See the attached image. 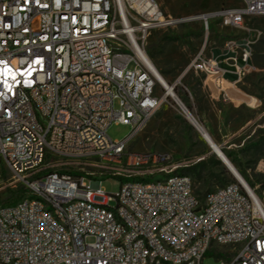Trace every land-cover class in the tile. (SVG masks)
<instances>
[{"label": "built area", "instance_id": "obj_1", "mask_svg": "<svg viewBox=\"0 0 264 264\" xmlns=\"http://www.w3.org/2000/svg\"><path fill=\"white\" fill-rule=\"evenodd\" d=\"M259 15L264 0L184 15L156 0H0V186L25 189L0 204V264H201L206 251L218 264H264V186L232 175L198 198L179 171L187 162L127 149L162 105L197 121L155 78L149 34L195 21L206 33L214 19L242 29ZM259 34L223 43L237 81L255 69ZM188 67L220 85L211 54ZM110 123L130 131L110 139Z\"/></svg>", "mask_w": 264, "mask_h": 264}, {"label": "rangeland", "instance_id": "obj_2", "mask_svg": "<svg viewBox=\"0 0 264 264\" xmlns=\"http://www.w3.org/2000/svg\"><path fill=\"white\" fill-rule=\"evenodd\" d=\"M156 1L163 11L173 15L195 14L240 4V0ZM247 28L259 30L260 39L264 38V15L246 18L242 29L225 26L215 19L209 21L206 33L197 21L155 29L147 37L146 51L153 53L149 58L164 82L168 86L172 85L175 95L193 113L221 151L228 155L226 157L241 177L251 185L256 184L255 189L259 192V183L264 182V44L252 54L255 69L235 83V88L240 91L238 93H243L240 95L244 100L254 98L251 104L229 92H226L227 95L222 91L212 94L204 83L206 76L188 67L200 49L207 55L211 47H222L228 39L244 37ZM210 54L226 56L225 50L220 48H211ZM225 77L230 80L229 74ZM156 91L160 92L158 87ZM188 124L171 107L162 105L131 137L127 149L166 151L183 164L196 162L197 158L210 154L219 158L194 126ZM129 131L128 125L110 123L106 135L110 139H121ZM211 170L217 172L218 166H213ZM220 175L227 177L225 172ZM191 181L193 192L198 198L218 184L216 178L205 171L199 178L192 177ZM18 185L13 182L0 186V200L8 196V189ZM119 185L120 180L115 177H106L100 182V186L108 193L116 192ZM218 263L219 260L210 251H206L201 259V264Z\"/></svg>", "mask_w": 264, "mask_h": 264}, {"label": "trees", "instance_id": "obj_3", "mask_svg": "<svg viewBox=\"0 0 264 264\" xmlns=\"http://www.w3.org/2000/svg\"><path fill=\"white\" fill-rule=\"evenodd\" d=\"M262 44H264V38L260 39V37H259L255 41V43L252 45V54L254 52L259 51ZM147 53H148L149 57L153 56L152 52L147 51ZM188 126H190V125L188 124ZM226 156H228V155L226 154ZM213 166H218L217 172H212L211 168ZM179 171L182 174L189 175L191 178L192 177H198L199 178V177H201V175L205 171L210 176H213L214 178H216V180L218 181L217 185H224L227 181L232 179L231 174H229V172L224 167V165L221 163V161L218 158L214 157L213 154H210L206 157H203L196 162H192L190 164H187V165L181 167ZM222 172H225L227 177L224 175H220ZM259 185L261 187H263L264 182H260ZM24 190H25L24 187L20 186V185L14 187L12 189H8V192H9L8 196L6 198H4L3 200H0V204H8V203L15 202L23 194ZM206 191H208V190H206Z\"/></svg>", "mask_w": 264, "mask_h": 264}, {"label": "bare ground", "instance_id": "obj_4", "mask_svg": "<svg viewBox=\"0 0 264 264\" xmlns=\"http://www.w3.org/2000/svg\"><path fill=\"white\" fill-rule=\"evenodd\" d=\"M151 68L153 70L154 76L155 78L160 81V82H164L163 78L161 77V75L158 73V71L155 69V67L153 66V64L151 65ZM209 78V77H208ZM228 84V83H227ZM168 86V85H167ZM216 87V85H214ZM229 87L226 88V92L231 93L232 95H234L237 99H240L242 101H246L248 103H252L254 101V98L252 97H248L247 100H244L243 96L240 94L243 93H238L240 91H237V89L234 87L233 84L228 85ZM227 94V93H226ZM190 121L192 122V125L194 126V128L200 133V135L202 136V138L206 141L207 144H210V148L211 150L217 155V157L221 158L223 160V162H225V164L228 166V170L231 172V174L233 176H235L238 180L243 181L241 175L239 174V172L235 169V167L233 166V164L229 161V159L226 157V155L221 151V149L218 147V145L211 139V137L208 135V133L206 132V130L203 128V126L198 122V121H194L189 117Z\"/></svg>", "mask_w": 264, "mask_h": 264}, {"label": "crops", "instance_id": "obj_5", "mask_svg": "<svg viewBox=\"0 0 264 264\" xmlns=\"http://www.w3.org/2000/svg\"><path fill=\"white\" fill-rule=\"evenodd\" d=\"M241 41H242V38L236 40V43L240 44ZM211 48H220L221 50H223L222 47H211ZM211 48L208 49V52H207V55L206 56H209L210 55V49ZM232 54L233 53L229 51V52H226L225 55L226 56H231ZM226 56L220 57L219 54H217L216 56L215 55L213 56V57L216 58L219 68H221L223 70L222 71V75H221V80H220L219 87H217V86L215 87L214 86V84L212 82V77L211 76H206L205 77V82L204 83H205V85L207 87V90L210 91L212 94L215 93V92H217V91H222L224 94H226V88L229 87L228 85L233 84L234 87H235V83L237 82L234 73H232V72L229 71L231 69L230 66L224 61V58ZM226 74H229L230 75V80H227L228 78L225 77Z\"/></svg>", "mask_w": 264, "mask_h": 264}, {"label": "water", "instance_id": "obj_6", "mask_svg": "<svg viewBox=\"0 0 264 264\" xmlns=\"http://www.w3.org/2000/svg\"><path fill=\"white\" fill-rule=\"evenodd\" d=\"M209 146H210V144H208ZM211 147V146H210ZM216 153V152H215ZM220 161H221V163L224 165V167L225 168H227L228 166L225 164V162H223V160L221 159V158H218ZM228 169V168H227Z\"/></svg>", "mask_w": 264, "mask_h": 264}]
</instances>
